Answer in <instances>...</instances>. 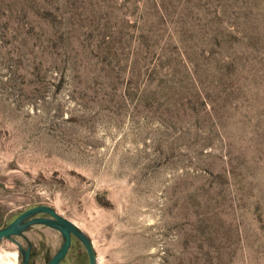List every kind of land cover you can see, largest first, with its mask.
Masks as SVG:
<instances>
[{"label":"rangeland","instance_id":"1","mask_svg":"<svg viewBox=\"0 0 264 264\" xmlns=\"http://www.w3.org/2000/svg\"><path fill=\"white\" fill-rule=\"evenodd\" d=\"M39 204L97 264H264V0H0V228Z\"/></svg>","mask_w":264,"mask_h":264},{"label":"water","instance_id":"2","mask_svg":"<svg viewBox=\"0 0 264 264\" xmlns=\"http://www.w3.org/2000/svg\"><path fill=\"white\" fill-rule=\"evenodd\" d=\"M37 224L55 228L59 230L63 236V243L46 264H60L71 248L73 237L78 238L84 244L90 264H97V257L89 235L74 221L62 215L55 207L48 204L31 206L21 211L6 226L0 228V241L6 238L15 242L22 256V264H29L31 250L30 239L25 232L32 225ZM16 236L25 237L29 242V247L25 249Z\"/></svg>","mask_w":264,"mask_h":264},{"label":"flooded vegetation","instance_id":"3","mask_svg":"<svg viewBox=\"0 0 264 264\" xmlns=\"http://www.w3.org/2000/svg\"><path fill=\"white\" fill-rule=\"evenodd\" d=\"M18 215V214H17ZM15 215V217L17 216ZM41 215H46V214H41ZM14 217V218H15ZM13 218V219H14ZM12 219V220H13ZM11 220V221H12ZM10 221V222H11ZM19 236H16V238L21 242V244L23 245V247L25 249H27L29 247V242L27 241V239H23L21 240L20 238H18ZM22 237V236H21ZM74 238V237H73ZM45 242H35L34 240L30 239V260H29V264H46L50 258L56 253V251L59 249V247L61 246V244L63 243V241L60 243V246L54 251V252H49L47 253V246L45 245ZM73 243V240H72ZM44 246V248H43ZM46 246V247H45ZM72 246V245H71ZM18 247V246H17ZM69 253V252H68ZM21 255V254H20ZM68 255V254H67ZM66 258V257H65ZM64 258V259H65ZM64 259L60 262V264L64 261ZM38 261H40V263H37Z\"/></svg>","mask_w":264,"mask_h":264},{"label":"bare ground","instance_id":"4","mask_svg":"<svg viewBox=\"0 0 264 264\" xmlns=\"http://www.w3.org/2000/svg\"><path fill=\"white\" fill-rule=\"evenodd\" d=\"M9 255H12L13 258L16 259L13 263L17 264L18 256H19L18 250H15L14 252H11Z\"/></svg>","mask_w":264,"mask_h":264}]
</instances>
